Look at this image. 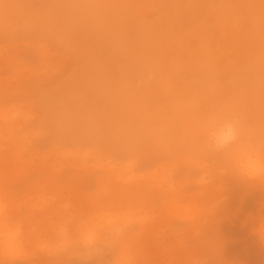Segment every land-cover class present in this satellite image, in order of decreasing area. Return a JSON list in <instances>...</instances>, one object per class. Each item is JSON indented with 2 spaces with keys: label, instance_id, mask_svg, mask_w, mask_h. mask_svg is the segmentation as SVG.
Wrapping results in <instances>:
<instances>
[{
  "label": "rangeland",
  "instance_id": "rangeland-1",
  "mask_svg": "<svg viewBox=\"0 0 264 264\" xmlns=\"http://www.w3.org/2000/svg\"><path fill=\"white\" fill-rule=\"evenodd\" d=\"M248 156L261 0H0V264H264Z\"/></svg>",
  "mask_w": 264,
  "mask_h": 264
},
{
  "label": "clouds",
  "instance_id": "clouds-1",
  "mask_svg": "<svg viewBox=\"0 0 264 264\" xmlns=\"http://www.w3.org/2000/svg\"><path fill=\"white\" fill-rule=\"evenodd\" d=\"M239 135V129L234 121H225L216 128H210L209 136L218 147H223L226 143L234 141ZM250 164L258 170H264V163L261 160L250 159Z\"/></svg>",
  "mask_w": 264,
  "mask_h": 264
},
{
  "label": "bare ground",
  "instance_id": "bare-ground-1",
  "mask_svg": "<svg viewBox=\"0 0 264 264\" xmlns=\"http://www.w3.org/2000/svg\"><path fill=\"white\" fill-rule=\"evenodd\" d=\"M245 162H247V163H249L250 164V160H249V156L246 158V160H245ZM244 162H240L239 163V165H238V168L241 170V171H247L248 172V166H247V164H243ZM5 241H7L6 239H5ZM7 243V242H6ZM7 245H8V243H7ZM9 245H10V243H9ZM6 247H8V246H6ZM12 249V248H11ZM10 252V251H9Z\"/></svg>",
  "mask_w": 264,
  "mask_h": 264
},
{
  "label": "snow or ice",
  "instance_id": "snow-or-ice-1",
  "mask_svg": "<svg viewBox=\"0 0 264 264\" xmlns=\"http://www.w3.org/2000/svg\"><path fill=\"white\" fill-rule=\"evenodd\" d=\"M261 4H262V6H264V0H261ZM261 161H262V163H264V157H262ZM261 172L264 173V170H262Z\"/></svg>",
  "mask_w": 264,
  "mask_h": 264
}]
</instances>
